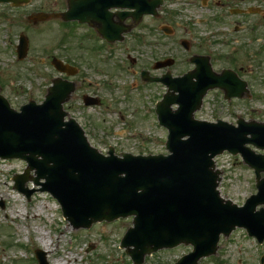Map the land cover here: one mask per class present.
I'll list each match as a JSON object with an SVG mask.
<instances>
[{"label": "rangeland", "instance_id": "rangeland-1", "mask_svg": "<svg viewBox=\"0 0 264 264\" xmlns=\"http://www.w3.org/2000/svg\"><path fill=\"white\" fill-rule=\"evenodd\" d=\"M216 1L203 6L200 1L165 0L159 16H144L134 23L123 41L114 44L112 54L87 41L83 26L62 24L57 14L67 10L68 0H28L17 7L11 1L1 2V92L15 109L29 100L42 102L52 80L61 75L51 64L53 56L59 57L80 69L73 77L61 75L76 82V91L64 109L67 119L73 117L79 122L92 146L102 153H107L110 146L116 154L167 153L168 131L155 113L156 103L167 88L141 80L140 72L147 70L151 76H160L165 69L158 63L171 59L173 75H182L192 68L189 56L203 54L210 57L216 72L230 67L248 85L242 98L230 100L220 88L209 90L195 117L230 123L240 117L264 122V28L258 35H251L248 29L236 31L233 18ZM235 1L264 8V0ZM40 11L50 18L30 22L28 16ZM256 18L260 16H253ZM163 25H169L173 34H162ZM20 33L29 38L28 56L23 60L16 54ZM183 38L191 43L189 51L180 44ZM84 95L97 97L102 104L85 106ZM26 166L21 159H0V264H38V249L46 253L49 264H56L58 259L62 264H134L120 247L125 231L133 225L132 217L76 229L63 217L50 193L35 191L29 200L14 188L13 176L24 172ZM216 167L225 198L242 205L256 192L254 171L239 154L222 153L216 157ZM26 185L34 184L29 180ZM191 250L192 246L185 244L160 249L147 254L142 264H174ZM263 255V243L237 228L222 236L217 251L202 257L198 264H261Z\"/></svg>", "mask_w": 264, "mask_h": 264}, {"label": "water", "instance_id": "water-1", "mask_svg": "<svg viewBox=\"0 0 264 264\" xmlns=\"http://www.w3.org/2000/svg\"><path fill=\"white\" fill-rule=\"evenodd\" d=\"M9 1V0H0ZM19 4L25 0H13ZM163 0H70L65 20H102L109 24L108 8L129 7L126 13L140 20L144 13H155ZM34 19H45L43 14ZM168 32L171 29L164 27ZM105 30V29H104ZM106 32V31H105ZM20 58L26 56L28 39L21 36ZM197 67L183 77L163 78L169 90L157 104L160 123L169 129V155L101 154L92 147L84 130L74 120L65 121L63 103L75 90V83L57 78L49 87L42 104L34 101L13 110L0 94V157L22 158L28 165L14 176L15 188L28 197L35 191H48L59 200L64 217L74 228L90 227L98 221H114L134 216L133 226L121 246L136 264L147 254L180 243L194 250L176 264H198L203 256L214 254L221 233L229 235L237 226L264 239V154L255 153L247 144L264 148V123L238 120V126L198 120L194 112L202 105L209 89L220 87L227 97L242 96L246 83L217 74L209 56H195ZM60 71L73 74L76 69L54 58ZM158 63V67L172 64ZM153 80V79H149ZM87 102H96L91 97ZM177 104L178 108L173 109ZM250 135V136H249ZM229 150L241 153L257 173L259 192L244 206L224 199L217 189L219 171L213 158ZM31 171L35 175L31 176ZM32 180L39 188L29 189ZM40 264H48L46 253L37 250Z\"/></svg>", "mask_w": 264, "mask_h": 264}, {"label": "flooded vegetation", "instance_id": "flooded-vegetation-1", "mask_svg": "<svg viewBox=\"0 0 264 264\" xmlns=\"http://www.w3.org/2000/svg\"><path fill=\"white\" fill-rule=\"evenodd\" d=\"M200 1L208 5L211 4L210 0H200ZM216 4L220 8H224L225 11L228 12L229 17L233 18L232 21L234 22V27L236 31L242 28L246 30L248 29L249 33L250 31H254V30H257V32H259L261 27L263 30L264 28V8L261 7L260 5H254V4L238 5L235 0H217ZM113 11H117V10H113ZM221 15H223V13H221ZM256 15L260 16V18L253 19V16H256ZM249 22L251 23V25L248 24ZM120 23L121 22L119 19L115 20V24H120ZM123 24L125 25V22H123ZM73 25L83 26L86 29V32L90 33V35L92 36L96 35L98 38H100L95 28L97 29L100 28L102 26L101 22H95L94 27L89 24H79L78 22H73ZM83 37L84 38L87 37L85 33ZM100 42L106 43V46H109V47L114 46V44L116 43L114 42L110 44L101 38H100ZM117 42H120V41H117ZM101 43H98L96 45L101 46ZM193 65H192V68H193Z\"/></svg>", "mask_w": 264, "mask_h": 264}, {"label": "bare ground", "instance_id": "bare-ground-1", "mask_svg": "<svg viewBox=\"0 0 264 264\" xmlns=\"http://www.w3.org/2000/svg\"><path fill=\"white\" fill-rule=\"evenodd\" d=\"M7 215H9V214L7 213ZM55 263L56 264H62V259H58Z\"/></svg>", "mask_w": 264, "mask_h": 264}]
</instances>
